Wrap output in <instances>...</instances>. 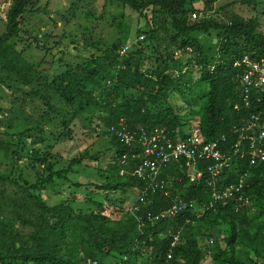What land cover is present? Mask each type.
<instances>
[{"label": "trees", "instance_id": "1", "mask_svg": "<svg viewBox=\"0 0 264 264\" xmlns=\"http://www.w3.org/2000/svg\"><path fill=\"white\" fill-rule=\"evenodd\" d=\"M37 2L10 0L0 34V100L10 102L0 106V264H205L206 257L209 264H264V163L240 157L247 142L235 150L258 117L264 128V93H247L241 82L250 70L245 59L264 58L256 1L225 0L216 9L221 0H104L101 14L88 11L86 17L100 21L107 4L121 6L144 19L137 31L143 38L126 54L120 53L123 37L107 44L86 40L84 56L65 63L61 57L62 68L52 77L14 44L22 41L25 16L40 11L34 10ZM238 4L252 8L246 14ZM191 67L198 68V79ZM200 84L207 86L200 106L181 114L172 96L185 98ZM193 117L198 122L192 126ZM19 120L26 123L14 127ZM75 121L102 138L103 148H86L57 168L53 150L73 140ZM186 128L203 144L218 142L228 166L209 185L206 172L191 181L183 159L162 172L165 188H148L146 174H139L145 156L138 138L163 130L182 141ZM130 134L135 141L126 143L122 135ZM198 161L202 170L210 163ZM76 167L96 170L102 183L90 191L92 183L70 180ZM243 175L249 205L215 202V192ZM68 182L88 191L83 201L64 191ZM129 192L133 200L121 199L120 206L111 199ZM181 200L195 208L151 220ZM110 207L115 212L109 214Z\"/></svg>", "mask_w": 264, "mask_h": 264}, {"label": "rangeland", "instance_id": "2", "mask_svg": "<svg viewBox=\"0 0 264 264\" xmlns=\"http://www.w3.org/2000/svg\"><path fill=\"white\" fill-rule=\"evenodd\" d=\"M77 0H38L34 6V10L39 9L33 13L25 16L23 22V32L21 35L22 41H17L14 44L16 48L23 51V56L31 63L41 64L39 70L49 74L51 77L58 73V68L61 69L60 61L62 63L79 61L84 56L83 44L86 40L93 42H100V44H107L116 38L123 37L124 45L129 46L138 39V28L144 27L145 21L137 13L124 9L118 5H106V15L103 20L95 21L92 17H86V13L94 12L96 15L101 14L104 0H82L79 1L74 14L69 13L71 5ZM234 1V0H233ZM257 3L256 13L259 16L260 30L264 33V0H255ZM10 0H0V34L4 32L5 9L9 5ZM225 0H221L215 5L218 9L220 4H224ZM237 3H240L238 0ZM252 8L247 5L238 4L236 9L243 13H248ZM43 10H46L44 12ZM254 12V11H253ZM123 14L122 19H119ZM116 17V19H114ZM119 21L123 24V28L119 25ZM86 29L87 37L84 39L82 30ZM121 29L123 31H121ZM121 31V33H119ZM37 35V40L32 37ZM217 42V41H216ZM214 40V43H216ZM31 44V45H30ZM84 53V54H83ZM194 79H198V68L191 67ZM206 85H196L192 88L185 98L178 95H173L171 98L172 105L180 111L181 114L187 113L191 106L198 108L206 92ZM9 100H0V106L9 107ZM20 122V123H18ZM191 124L196 125L198 118H192ZM13 126H19L26 123V120L13 122ZM72 126L73 135L72 141H62L57 144L53 150V154L57 157V168H65L68 166L71 159L78 156L86 148L94 147L103 148L102 138H98L96 133L91 132L89 127L82 121H75ZM185 135L190 134V129L186 128ZM109 158V157H108ZM107 158V160H108ZM76 173V174H74ZM70 180L80 182L83 184L92 183L93 186H88L87 190L94 191L95 185L102 183L97 171L90 168L74 169L73 174L70 175ZM69 187V188H68ZM72 191V195L76 196L79 201H83L86 193L85 188L77 189L70 186V183H65L64 191ZM55 193V192H54ZM49 192L44 193V198H49ZM53 192L51 193V195ZM54 199H57V193ZM61 195V194H60ZM134 192L124 195L116 193L111 196V199H117V206H120V200L128 198L133 200ZM119 199V201H118ZM50 204L53 202L50 201ZM112 208V209H111ZM127 208V207H126ZM115 212L114 207H110L109 214ZM116 216V214H113ZM210 259L206 257L205 264H209Z\"/></svg>", "mask_w": 264, "mask_h": 264}, {"label": "built area", "instance_id": "3", "mask_svg": "<svg viewBox=\"0 0 264 264\" xmlns=\"http://www.w3.org/2000/svg\"><path fill=\"white\" fill-rule=\"evenodd\" d=\"M195 17V15H194ZM143 36H141V39ZM129 44L123 45L120 49L121 54H126L129 50ZM245 61L248 63L249 71L241 78V82L244 85L245 91L248 93L249 90L259 91L264 93V58H261L257 62H249L247 59ZM244 61V62H245ZM260 120L259 117L257 118ZM252 127L253 130L258 128V131H253L250 135H241L239 140V145L241 143L247 142L249 148L256 150V158L264 161V129L253 122L249 128ZM256 127V128H254ZM126 143L135 141L133 134L129 136L122 135ZM138 142L142 144L143 154L145 156L142 165L139 167V174L141 177L145 178L144 174L149 182V187L152 190L158 188H165V182L159 180L162 172L168 168L174 162H180L186 159V166L190 169L188 173L190 175V180L195 181L202 178L204 172L208 173L210 176L209 185H214L215 182L220 177L222 168L227 167L230 157L226 156L218 148V142L204 143L203 137L194 132L188 135L182 141H175L171 137L165 135V132L161 130L160 132L153 134L151 136L141 135L138 138ZM259 145V147H258ZM255 147V148H254ZM198 160H209V165L204 169H198ZM243 181L240 180L239 183L233 184L224 190L223 193L215 192L214 198L216 201H221L222 204L231 205L234 207L233 203L236 205H249L250 199L245 194L243 189ZM146 191L143 192L145 195ZM139 201L143 203L144 197L140 196ZM195 204L193 202L179 201L174 203L168 210L162 212L158 215H153V221H160L163 218H173L177 217L179 214L194 209ZM178 240V235L174 236V246L175 242ZM168 259L172 257L171 253L168 254ZM91 264H98L96 261H91Z\"/></svg>", "mask_w": 264, "mask_h": 264}, {"label": "clouds", "instance_id": "4", "mask_svg": "<svg viewBox=\"0 0 264 264\" xmlns=\"http://www.w3.org/2000/svg\"><path fill=\"white\" fill-rule=\"evenodd\" d=\"M261 118V117H260ZM258 126H261V123H260V120H259V123H258ZM262 127V126H261ZM263 128V127H262ZM264 129V128H263ZM258 131V128L257 129H255L254 130V132H255V134L254 135H256V132ZM239 144V142H237V145ZM247 144V143H246ZM237 145H235V150H236V154H238L239 153V149H238V146ZM246 146H249L248 144L246 145ZM250 147V146H249ZM249 147H247L248 148V150H242V151H240V157L241 158H245V159H249V164L250 165H253V164H261V163H264V161H261V160H259L258 158H256V150H254V149H250ZM258 147H259V145H258ZM255 148V147H254ZM247 177H248V175H243V176H241L240 177V179L238 180V182L237 183H239L240 182V180L241 181H243V185H244V187H243V189H244V192H245V189H246V185H245V183H246V180H247ZM237 183H235V184H237ZM245 194H246V192H245ZM247 195V194H246ZM186 212V211H185ZM184 213V212H183ZM182 214V213H181ZM180 215V214H179ZM171 253V252H170ZM171 255H172V253H171ZM168 256V255H167ZM168 258V257H167Z\"/></svg>", "mask_w": 264, "mask_h": 264}, {"label": "water", "instance_id": "5", "mask_svg": "<svg viewBox=\"0 0 264 264\" xmlns=\"http://www.w3.org/2000/svg\"><path fill=\"white\" fill-rule=\"evenodd\" d=\"M217 40H215V42H216Z\"/></svg>", "mask_w": 264, "mask_h": 264}]
</instances>
